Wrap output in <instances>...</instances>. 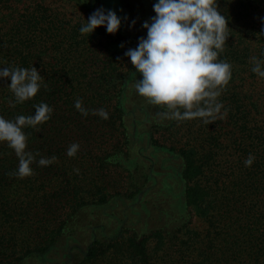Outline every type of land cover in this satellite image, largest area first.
Masks as SVG:
<instances>
[{"label":"trees","instance_id":"trees-1","mask_svg":"<svg viewBox=\"0 0 264 264\" xmlns=\"http://www.w3.org/2000/svg\"><path fill=\"white\" fill-rule=\"evenodd\" d=\"M69 1L75 5L83 2ZM217 3L229 27L219 59L233 66L232 79L218 98L229 118L222 131L208 136L201 118L183 121L192 140L188 147L176 150L184 161L182 177L190 218H185L171 237L163 229H156L143 239L118 234L108 242L94 239L87 249L86 262L105 254L111 257L114 250L112 257L119 264H151L159 253L163 254L158 264H264V78L252 72L250 62L251 57L264 62V0ZM96 9L92 4L75 18L45 0L31 4L27 0H0V69L33 66L46 85L34 98L12 107L15 98L8 87L11 80H0V116L11 120L18 115H34L35 104L47 103L54 109L50 120L35 129H24L27 150L40 153L37 161L41 157L56 158L49 166L33 163L34 174L21 178L13 174L18 169V157L6 142H0V249L5 261L9 250L28 248L26 233L39 236L42 229L24 231L37 220L40 224H44L42 218L48 220L44 225L50 238L61 234L65 222L59 216V225L51 227L49 217L55 211L54 204H64L69 191L61 187L49 193L48 189L73 182L74 213L86 201L82 195H90L86 186L82 190V185H77L83 173L79 169L105 171L115 154L106 145H97L98 136L106 132L114 140L115 133L118 138L125 135L120 79L124 72H132L128 71L130 67L125 69L130 62H125L128 57L124 53L134 46L113 37L104 26L82 35L81 26ZM77 98L89 110L87 117L74 107ZM100 108L107 111V120L91 114ZM196 123L199 129L193 130ZM99 129L95 136L94 131ZM73 143L80 145L79 151L75 157H68L66 151ZM249 154L255 161L246 167L244 161ZM99 188L98 197L91 195L89 200H108V194ZM19 190L23 192L16 193ZM36 202L41 216L31 212ZM194 219L209 226L200 231Z\"/></svg>","mask_w":264,"mask_h":264},{"label":"rangeland","instance_id":"rangeland-1","mask_svg":"<svg viewBox=\"0 0 264 264\" xmlns=\"http://www.w3.org/2000/svg\"><path fill=\"white\" fill-rule=\"evenodd\" d=\"M40 1L42 0H27V4ZM45 1L61 13L75 18L79 17L82 9L92 4L98 8L115 11L117 16L122 18V22L119 31L112 34L113 37H121L122 42H130L134 48L137 47L140 37H147V29L142 25L145 21L151 23L150 18L156 15L153 5L158 2L82 0V3L75 5V2L69 0ZM124 17H127V20H124ZM133 20L135 25L130 27ZM125 62H130L125 69L130 67V72L132 69L131 74L124 72L123 80L120 79L123 87L121 105L124 109L122 131L125 135L118 138L115 133L114 140H110L111 135L101 132V129L94 131L95 136L101 132L100 136L97 135V145H106L109 151L115 152L107 164V169L102 172L79 169L83 173L79 181L77 180V185H82V190L87 187L90 195H82L86 201L82 202L74 213L72 209L76 205V195L72 193L75 189L73 182L65 183L54 190L48 189L49 193L56 192L61 187L69 191L64 204H54L55 211L49 217L53 227L59 225L57 217L60 216L65 222L63 231L58 237L50 238V231L44 225L48 220L42 218L44 224H40L39 220L29 224L31 229L24 231L35 232L42 229V232L39 231L40 234L36 238L34 234L26 233L28 248L9 250L6 254L7 261L4 260V251L0 249V264H119L120 262H116V258L112 257L114 250L111 257L105 254L99 260L86 262L88 247L94 239L108 242L117 234L143 239L151 236L156 229H163L167 236L171 237L176 227L185 218H190L185 200L186 186L182 177L184 161L176 150L190 145L192 137L188 124L163 119L159 113L165 109L148 103L146 98L136 92L135 80L142 79V75L136 71L129 58ZM221 112L224 111L221 109ZM227 118L229 117L217 119L212 124L203 123L205 135L222 131ZM201 121L203 122L202 119ZM198 129L196 123L193 130ZM116 143H119V146L114 147ZM88 183L90 186H87ZM100 186L101 191L108 194V200H89L91 195L98 197ZM21 192L23 191L19 190L16 193ZM39 207V202H36L31 212L41 216L37 212ZM193 223L200 231L209 226L207 222L203 223L198 219H194ZM161 254L163 253H159L155 260L152 259L151 264H158L162 258Z\"/></svg>","mask_w":264,"mask_h":264},{"label":"clouds","instance_id":"clouds-1","mask_svg":"<svg viewBox=\"0 0 264 264\" xmlns=\"http://www.w3.org/2000/svg\"><path fill=\"white\" fill-rule=\"evenodd\" d=\"M155 16L151 23L142 25L147 29V37H140L136 48H129L128 57L142 79H136V92L148 103L161 106L159 115L163 119L176 121L201 118L203 123L212 124L217 119H225L227 110L218 98L232 79L233 66L219 59L229 34L228 21L218 10L217 0H158L153 5ZM127 20V17L123 18ZM122 18L113 10L96 9L80 28V33L92 34L98 27H106L107 33L115 34L121 27ZM135 25L132 21L130 27ZM120 47H124L123 44ZM252 72L264 78V62L251 57ZM11 80L8 85L14 95L15 104H22L34 98L43 84L44 78L35 67H12L0 69V80ZM11 103V102H10ZM74 107L87 117L89 110L77 98ZM34 115H18L14 119L0 116V142H6L18 157V169L14 175L21 178L34 174L33 163L49 166L55 157H41L27 150L26 128H37L50 120L54 109L45 102L34 105ZM92 115L107 120L109 115L103 108L92 110ZM78 143L71 144L66 155L75 157ZM255 156L249 154L244 164L250 167ZM78 172V170H76Z\"/></svg>","mask_w":264,"mask_h":264}]
</instances>
